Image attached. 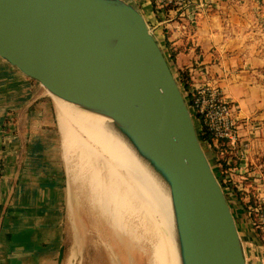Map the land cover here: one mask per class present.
Wrapping results in <instances>:
<instances>
[{
    "label": "water",
    "instance_id": "95a60500",
    "mask_svg": "<svg viewBox=\"0 0 264 264\" xmlns=\"http://www.w3.org/2000/svg\"><path fill=\"white\" fill-rule=\"evenodd\" d=\"M0 61L105 117L162 180L181 264H248L184 92L134 2L0 0Z\"/></svg>",
    "mask_w": 264,
    "mask_h": 264
},
{
    "label": "crops",
    "instance_id": "0c3cea01",
    "mask_svg": "<svg viewBox=\"0 0 264 264\" xmlns=\"http://www.w3.org/2000/svg\"><path fill=\"white\" fill-rule=\"evenodd\" d=\"M204 2L205 7L191 5L181 12L135 0L176 71L181 69L188 80L192 75L190 84L220 86L238 126L240 144L230 160L241 167L234 177L240 171L246 180L262 181L264 192V53L237 27L240 15L231 12L237 0ZM21 80L0 61V264H59L61 234L49 219V195L29 184V173L22 168L29 157L17 152L27 147L22 133L18 139L14 132Z\"/></svg>",
    "mask_w": 264,
    "mask_h": 264
},
{
    "label": "rangeland",
    "instance_id": "374dc122",
    "mask_svg": "<svg viewBox=\"0 0 264 264\" xmlns=\"http://www.w3.org/2000/svg\"><path fill=\"white\" fill-rule=\"evenodd\" d=\"M132 2L141 8L139 3H135V0H132ZM234 9L231 12L237 13L238 16L240 15L239 20L237 19L235 22L237 27L243 32L244 38L252 44L254 49L260 48V52L264 53V0H237ZM151 26L152 24H150V29ZM160 40V45L188 102L183 82L180 81L178 72L171 63L170 55L165 51L163 43ZM261 68L263 74L262 80L264 82V65ZM18 86L17 95H21L22 99L18 97L16 106L18 114L17 124L14 125L17 127L16 130L14 128V132H18V139L23 138L26 140L27 147L26 149L23 148L21 153L18 150L17 152L18 155L21 154L23 157H29L27 164H22V168L29 173L28 179L30 180L31 178L29 184L31 183L36 188H43V191L49 195V207L51 210L49 219L52 223L56 224L61 234L59 237L61 246L59 264H111L109 260H115L116 264H147L146 257L139 246L136 245L135 249L128 252L118 249L123 243L118 244V248L114 247V245L110 246L113 243L103 230L95 229L91 234H88L89 228L93 226L94 222L87 212L86 199L82 200L81 197L74 195L70 189L68 182L69 173L66 172V162L61 153L60 132L55 114L54 100L50 96V92H47L33 78H23ZM25 88L29 91L28 93L25 92ZM26 108H28L27 111H25ZM189 108L194 116L191 105H189ZM24 112L26 113L24 114ZM193 118L196 129L200 134V131L204 129L201 126L202 122L198 118ZM19 132L22 133L20 138ZM203 147L218 180L227 193L231 208L236 216L240 235L244 239L248 264H264L261 233L253 224V212L249 211V205L252 204L254 197H256L257 187H259V190H262V181H256L255 183L250 179H243L241 183L244 188L238 189L235 183H240L239 177L226 179L222 173V170H224L222 168L238 165L235 163V159H233V164L232 160H230L231 157H234V153L224 148V153L219 154L218 148L212 150L209 146H205L204 142ZM217 154L220 155L221 165L217 161ZM227 159L230 161V165L226 162ZM257 182L260 183V186ZM231 183H233V189ZM110 206L113 207V203H110ZM78 221L82 224L83 229H86L84 233L87 235L79 246L75 244V233L81 230L78 227ZM136 228L139 232L140 228L137 226ZM140 238L144 246H148L152 241L151 234L143 230ZM104 242L106 243L104 244ZM126 242L131 247L133 246L129 241ZM106 246L112 247V251L110 252V256L112 257L110 258Z\"/></svg>",
    "mask_w": 264,
    "mask_h": 264
},
{
    "label": "bare ground",
    "instance_id": "6f19581e",
    "mask_svg": "<svg viewBox=\"0 0 264 264\" xmlns=\"http://www.w3.org/2000/svg\"><path fill=\"white\" fill-rule=\"evenodd\" d=\"M49 94L54 100L70 189L86 199L87 212L94 222L88 234L103 230L113 243L108 245L118 248L123 243L118 249L128 252L139 246L147 264H181L166 185L105 117ZM78 227L81 230L75 233V244L79 246L87 235L79 221ZM142 230L152 236L148 246L141 242ZM110 246H106L109 258ZM109 262L116 264L115 260Z\"/></svg>",
    "mask_w": 264,
    "mask_h": 264
},
{
    "label": "built area",
    "instance_id": "2783aa9c",
    "mask_svg": "<svg viewBox=\"0 0 264 264\" xmlns=\"http://www.w3.org/2000/svg\"><path fill=\"white\" fill-rule=\"evenodd\" d=\"M151 5L157 9L174 8L179 11L186 10L191 5H199L205 7L204 0H149ZM192 80V75L190 76ZM185 92L191 96V107L194 113H197L201 120V126L206 129L210 136L203 142L205 146H209L212 150L218 148L219 154L224 153V148L232 153H236L239 146L238 126L232 116V105L226 99L219 85L214 82L206 81L198 85L190 84ZM234 151V152H233ZM217 161L220 164V155H216ZM226 162L230 165V161ZM221 165V164H220ZM240 164L233 167L222 168L224 178L234 177V172L240 169ZM239 172L240 183H235L238 189L242 186L241 180L246 179L243 172ZM260 176V175H259ZM234 179V178H233ZM256 183V179L249 177ZM233 189V183H231ZM249 211L253 212V224L261 233L262 247L264 249V192L257 187V194L254 197L252 204L249 205Z\"/></svg>",
    "mask_w": 264,
    "mask_h": 264
},
{
    "label": "trees",
    "instance_id": "16d2710c",
    "mask_svg": "<svg viewBox=\"0 0 264 264\" xmlns=\"http://www.w3.org/2000/svg\"><path fill=\"white\" fill-rule=\"evenodd\" d=\"M178 77L180 78V81L183 82L184 89L187 90L188 87H189V80L186 79V77H184V72L181 69H178ZM185 79H186V81H185ZM187 99H188L189 105H191V96L189 94L187 96ZM193 117H195L196 119L197 118L200 119V117H199V115L197 113H194ZM209 136H210V134H209V132L206 129H202L200 131V138H201L202 142L205 139L209 138Z\"/></svg>",
    "mask_w": 264,
    "mask_h": 264
}]
</instances>
